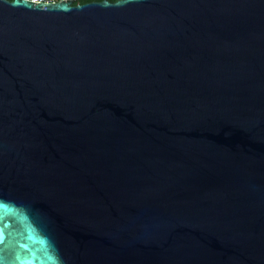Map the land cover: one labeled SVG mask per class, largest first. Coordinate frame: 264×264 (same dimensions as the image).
Segmentation results:
<instances>
[{
	"label": "water",
	"instance_id": "95a60500",
	"mask_svg": "<svg viewBox=\"0 0 264 264\" xmlns=\"http://www.w3.org/2000/svg\"><path fill=\"white\" fill-rule=\"evenodd\" d=\"M0 0V264H264V0Z\"/></svg>",
	"mask_w": 264,
	"mask_h": 264
},
{
	"label": "trees",
	"instance_id": "16d2710c",
	"mask_svg": "<svg viewBox=\"0 0 264 264\" xmlns=\"http://www.w3.org/2000/svg\"><path fill=\"white\" fill-rule=\"evenodd\" d=\"M51 1H59V0H51ZM92 1H101V0H74L73 4H84V3L92 2ZM108 1L114 2L116 0H108Z\"/></svg>",
	"mask_w": 264,
	"mask_h": 264
},
{
	"label": "built area",
	"instance_id": "2783aa9c",
	"mask_svg": "<svg viewBox=\"0 0 264 264\" xmlns=\"http://www.w3.org/2000/svg\"><path fill=\"white\" fill-rule=\"evenodd\" d=\"M33 1H51V0H33Z\"/></svg>",
	"mask_w": 264,
	"mask_h": 264
}]
</instances>
